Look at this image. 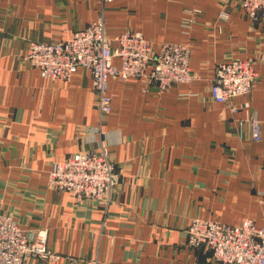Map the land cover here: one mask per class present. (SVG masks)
Instances as JSON below:
<instances>
[{"label": "crops", "instance_id": "0c3cea01", "mask_svg": "<svg viewBox=\"0 0 264 264\" xmlns=\"http://www.w3.org/2000/svg\"><path fill=\"white\" fill-rule=\"evenodd\" d=\"M101 15L111 38L140 32L157 51L188 44L197 78L163 93L112 78L103 123L88 70L52 81L25 59L31 41L69 39ZM232 58L253 59L259 76L249 94L218 103L215 68ZM102 146L119 174L109 207L48 185L53 161ZM263 199L264 18L251 21L238 0H0V212L26 232L47 229L62 256L27 264H217L206 245L189 244L190 221L264 226Z\"/></svg>", "mask_w": 264, "mask_h": 264}, {"label": "built area", "instance_id": "2783aa9c", "mask_svg": "<svg viewBox=\"0 0 264 264\" xmlns=\"http://www.w3.org/2000/svg\"><path fill=\"white\" fill-rule=\"evenodd\" d=\"M238 1L251 21L264 18V0ZM198 13L194 10L184 26L191 28ZM220 16L227 19L229 13L221 12ZM115 58L120 59V65L114 63ZM25 59L40 70L43 78L52 81H69L79 68L88 70L103 123L112 109L109 93L112 78L137 77L145 83V91L155 85L158 93L197 78L190 67L188 44L164 42L157 51L140 32L125 31L111 38L107 35L103 15L76 30L69 39L31 41ZM258 76L253 59L222 60L215 68L211 96L218 103H227L233 97L249 94ZM249 124L252 139L259 141L262 121L252 116ZM48 183L59 192H68L77 201L90 199L97 205L109 207L119 184L117 163L107 146L78 151L63 160L53 161ZM187 233L189 244L206 245L217 264H264V226H259L252 218L240 225H231L195 217ZM31 257L56 261L62 256L49 246L47 229L26 232L12 214L0 212V264H27Z\"/></svg>", "mask_w": 264, "mask_h": 264}, {"label": "rangeland", "instance_id": "374dc122", "mask_svg": "<svg viewBox=\"0 0 264 264\" xmlns=\"http://www.w3.org/2000/svg\"><path fill=\"white\" fill-rule=\"evenodd\" d=\"M48 185H49V183H48ZM57 192H59L58 190H56ZM10 214V213H9ZM18 221V220H17ZM19 222V221H18ZM191 222V221H190ZM20 224V223H19ZM190 224V223H189ZM189 226V225H188Z\"/></svg>", "mask_w": 264, "mask_h": 264}]
</instances>
